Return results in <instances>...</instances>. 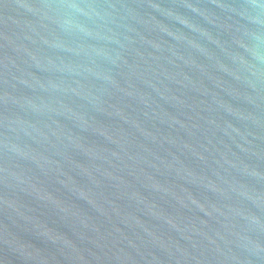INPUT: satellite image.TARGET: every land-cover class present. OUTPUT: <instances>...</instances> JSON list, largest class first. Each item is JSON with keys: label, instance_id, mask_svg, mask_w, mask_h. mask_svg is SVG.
Returning <instances> with one entry per match:
<instances>
[{"label": "water", "instance_id": "1", "mask_svg": "<svg viewBox=\"0 0 264 264\" xmlns=\"http://www.w3.org/2000/svg\"><path fill=\"white\" fill-rule=\"evenodd\" d=\"M0 264H264V0H0Z\"/></svg>", "mask_w": 264, "mask_h": 264}]
</instances>
